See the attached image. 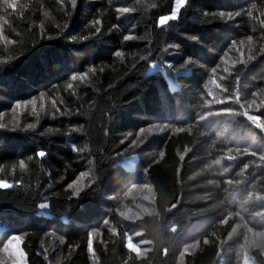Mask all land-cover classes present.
Here are the masks:
<instances>
[{
  "label": "trees",
  "instance_id": "1",
  "mask_svg": "<svg viewBox=\"0 0 264 264\" xmlns=\"http://www.w3.org/2000/svg\"><path fill=\"white\" fill-rule=\"evenodd\" d=\"M176 2L0 0V249L264 264V0Z\"/></svg>",
  "mask_w": 264,
  "mask_h": 264
},
{
  "label": "rangeland",
  "instance_id": "2",
  "mask_svg": "<svg viewBox=\"0 0 264 264\" xmlns=\"http://www.w3.org/2000/svg\"><path fill=\"white\" fill-rule=\"evenodd\" d=\"M176 8H177V2H176ZM179 8H177V11L179 10ZM195 20L196 19H192L188 23L187 26L193 27V23ZM166 23H167V21L163 25H165ZM135 163H136V158H131V159L123 161L122 165H123L124 169L128 170V169H133ZM2 189H5V188H2ZM141 235H142V231L140 229L138 231L133 230L126 238V243H125L126 247L129 243H131L133 245V247L135 249H137V251H135V252H138L139 250H143V248L147 245V242L145 239L140 238ZM17 238L20 241V245H19L20 251L23 252V250L21 248L22 237L18 236ZM49 242L50 243H56V240L51 238V239H49ZM89 254H90L91 264H97L96 258L94 256L91 248L89 249ZM0 257H1L0 258V264H14L15 257L11 254V249L6 250L5 246L0 249ZM245 262H247V264H253L251 259L248 257L243 258V260L241 261V264H245ZM50 263L51 264H57L55 260L50 261ZM22 264H26L25 256L22 259Z\"/></svg>",
  "mask_w": 264,
  "mask_h": 264
},
{
  "label": "snow or ice",
  "instance_id": "3",
  "mask_svg": "<svg viewBox=\"0 0 264 264\" xmlns=\"http://www.w3.org/2000/svg\"><path fill=\"white\" fill-rule=\"evenodd\" d=\"M185 3H186V0H177V8H179L181 5H184ZM177 8H174L172 10V14L170 16L161 17L159 23L163 25L166 21L175 20L177 18ZM38 155L43 156L44 153L41 152V153H38ZM8 187L9 185L7 183L0 182V188L6 189ZM19 245H20V241L15 236H13L12 239L9 240L8 243L5 245L6 250L11 249V254L15 257L14 264H22V259L24 257V253L20 251ZM127 247L131 249L132 251H137V249H135L131 243H129Z\"/></svg>",
  "mask_w": 264,
  "mask_h": 264
},
{
  "label": "clouds",
  "instance_id": "4",
  "mask_svg": "<svg viewBox=\"0 0 264 264\" xmlns=\"http://www.w3.org/2000/svg\"><path fill=\"white\" fill-rule=\"evenodd\" d=\"M245 264H247V262H245Z\"/></svg>",
  "mask_w": 264,
  "mask_h": 264
}]
</instances>
